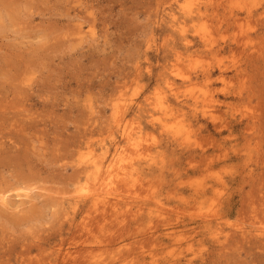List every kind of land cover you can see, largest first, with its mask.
Returning a JSON list of instances; mask_svg holds the SVG:
<instances>
[{"label": "rangeland", "instance_id": "rangeland-1", "mask_svg": "<svg viewBox=\"0 0 264 264\" xmlns=\"http://www.w3.org/2000/svg\"><path fill=\"white\" fill-rule=\"evenodd\" d=\"M0 197V264H264V0H0Z\"/></svg>", "mask_w": 264, "mask_h": 264}, {"label": "bare ground", "instance_id": "bare-ground-1", "mask_svg": "<svg viewBox=\"0 0 264 264\" xmlns=\"http://www.w3.org/2000/svg\"><path fill=\"white\" fill-rule=\"evenodd\" d=\"M198 14H199V13H198ZM191 18H192V17H191ZM79 31H80V30H79ZM207 47H208V46H207ZM204 48H205V47H204ZM117 106H118V105H117ZM117 112H118V111H117ZM119 115H120V113H119ZM202 115H203V114H202ZM116 116H117V115H116ZM12 117H13V116H12ZM119 120H120V119H119ZM5 121H6V120H5ZM17 124H18V123H17ZM114 124H115V123H114ZM245 125H246V124H245ZM116 126H117V125H116ZM122 126H123V125H122ZM14 127H15V126H14ZM127 127H128V126H127ZM127 127H126V128H127ZM15 128H16V127H15ZM17 128H18V127H17ZM20 128H21V127H20ZM122 129H123V128H122ZM127 132H128V131H127ZM130 132H131V131H130ZM215 132H216V131H215ZM124 133H126V132H124ZM129 134H131V133H129ZM112 136H113V135H112ZM13 137H14V136H13ZM136 143H137V142H136ZM8 145H9V144H8ZM137 147H138V146H137ZM1 150H2V149H1ZM6 152H7V151H6ZM123 152H124V151H123ZM122 154H123V153H122ZM131 154H132V153H131ZM14 155H15V154H14ZM132 156H133V155H132ZM140 156H141V155H140ZM115 158H116V157H115ZM117 158H118V157H117ZM20 160H21V159H20ZM123 160H124V159H123ZM130 160H131V159H130ZM211 160H212V159H211ZM7 161H8V160H7ZM99 161H100V160H99ZM101 161H102V160H101ZM116 161H117V160H116ZM209 161H210V160H209ZM14 162H15V161H14ZM10 164H11V163H10ZM13 164H14V163H13ZM13 164H12V165H13ZM100 164H101V163H100ZM106 164H107V163H106ZM117 164H118V163H117ZM18 165H19V164H18ZM86 165H87V164H86ZM13 166H14V165H13ZM116 167H117V165H116ZM204 167H205V166H204ZM3 168H4V167H3ZM110 168H111V167H109V166L107 167V169L105 170V171H106L105 177L102 179V184H103V185H106V186H108V184L110 183V182H108V181H109V179H111L110 176L112 175V173H110V171H109ZM112 169H113V167H112ZM3 170H4V169H3ZM101 170H102V169H101ZM96 171H97V170H96ZM123 171H124V170H123ZM217 171H218V170H217ZM99 172H100V171H99ZM99 172H98V173H99ZM250 172H251V171H250ZM11 173H12V172H11ZM80 174H81V173H80ZM91 174H92V173H91ZM71 175H72V174H71ZM92 175H93V174H92ZM115 175H116V174H115ZM248 175H249V174H248ZM93 176H94V175H93ZM100 176H101V174H100ZM100 178H101V177H100ZM114 178H115V177H114ZM207 178H208V177H207ZM21 180H22V179H21ZM107 180H108V181H107ZM115 180H116V178H115ZM136 181H137V180H136ZM7 182H8V181H7ZM94 182H95V181H94ZM94 182H93V183H94ZM104 182H106V184H104ZM83 183H85V182L83 181ZM111 183H113V182H111ZM110 185H111V184H110ZM4 186H5V185H4ZM57 188H58V187H57ZM77 188H78V187H77ZM206 188H207V187H206ZM198 189H199V188H198ZM215 189H216V188H215ZM59 190H60V189H59ZM59 190H58V191H59ZM67 190H68V189H67ZM108 190H109V189H108ZM108 190H107V191H108ZM175 190H176V189H175ZM225 190H226V189H225ZM77 191H78V190H77ZM1 192H2V191H1ZM47 192H48V191H47ZM52 192H54V191H52ZM216 192H217V191H216ZM3 193H4V192H3ZM49 193H50V192H49ZM49 193H48V194H49ZM100 193H101V192H100ZM179 193H180V192H179ZM46 194H47V193H46ZM102 194H103V193H102ZM108 194H109V193H108ZM108 194H107V195H108ZM65 195H66V194H65ZM48 196H49V195H48ZM110 196H111V195H110ZM46 197H47V196H46ZM0 198H1V197H0ZM2 198H4V197H2ZM96 199H98V198L96 197ZM96 199H95V200H96ZM7 200H8V199H7ZM181 200H182V199H181ZM181 200H180V201H181ZM57 201H58V200H57ZM98 202H99V201H98ZM44 203H45V202H44ZM5 205H6V204H5ZM13 206H14V205H13ZM1 207H2V206H1ZM14 207H15V206H14ZM51 207H52V206H51ZM4 208H5V207H4ZM182 208H183V207H182ZM254 208H255V207H254ZM1 209H2V208H1ZM21 209H22V208H21ZM186 209H187V208H186ZM22 210H23V209H22ZM256 210H257V209H256ZM11 212H13V211H11ZM31 212H32V211H31ZM176 212H178V211H176ZM255 212H256V211H255ZM6 213H7V212H6ZM13 213H14V212H13ZM13 213H11V215H12ZM32 213H33V212H32ZM14 214H15V213H14ZM19 214H20V213H19ZM61 214H62V213H61ZM36 215H37V214H36ZM16 216H17V215H16ZM21 216H22V215H21ZM64 216H65V215H64ZM60 217H61V216H60ZM65 217H66V216H65ZM31 219H32V218H31ZM33 219H34V218H33ZM189 219H190V218H189ZM25 220H26V218H25ZM21 221H22V220H21ZM26 221H27V220H26ZM26 221H25V222H26ZM12 222H13V221H12ZM70 222H71V221H70ZM183 224H184V223H183ZM15 225H16V224H15ZM194 225H195V224H194ZM146 228H147V227H146ZM151 232H152V231H151ZM247 233H249V232H247ZM247 233H246V234H247ZM149 235H150V234H149ZM250 235H251V234H250ZM250 235H248V236H250ZM174 236H175V235H174ZM59 238H60V237H59ZM248 238H250V237H248ZM248 238H247V239H248ZM142 240H143V239H142ZM262 241H263V240H262ZM169 243H170V242H169ZM27 248H28V247H27ZM21 249H22V248H21ZM184 258H185V257H184Z\"/></svg>", "mask_w": 264, "mask_h": 264}]
</instances>
